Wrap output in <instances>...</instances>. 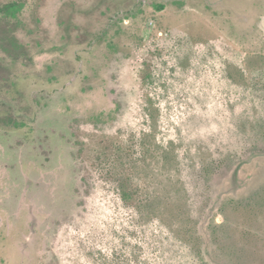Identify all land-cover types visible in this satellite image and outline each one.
<instances>
[{"label":"rangeland","instance_id":"obj_1","mask_svg":"<svg viewBox=\"0 0 264 264\" xmlns=\"http://www.w3.org/2000/svg\"><path fill=\"white\" fill-rule=\"evenodd\" d=\"M0 264H264V0H0Z\"/></svg>","mask_w":264,"mask_h":264},{"label":"trees","instance_id":"obj_2","mask_svg":"<svg viewBox=\"0 0 264 264\" xmlns=\"http://www.w3.org/2000/svg\"><path fill=\"white\" fill-rule=\"evenodd\" d=\"M11 7V5H9L7 8H10ZM123 197H126L125 195H123Z\"/></svg>","mask_w":264,"mask_h":264}]
</instances>
